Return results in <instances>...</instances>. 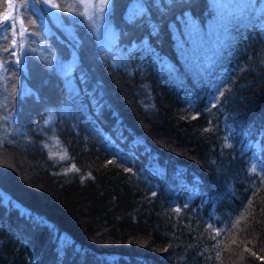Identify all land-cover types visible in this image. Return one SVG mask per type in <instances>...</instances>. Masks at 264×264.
<instances>
[{"label": "trees", "instance_id": "obj_1", "mask_svg": "<svg viewBox=\"0 0 264 264\" xmlns=\"http://www.w3.org/2000/svg\"><path fill=\"white\" fill-rule=\"evenodd\" d=\"M23 3L35 58L10 86L0 70V264H264L261 24L238 19L192 68L174 29L207 0H112L108 43L79 0Z\"/></svg>", "mask_w": 264, "mask_h": 264}, {"label": "rangeland", "instance_id": "obj_2", "mask_svg": "<svg viewBox=\"0 0 264 264\" xmlns=\"http://www.w3.org/2000/svg\"><path fill=\"white\" fill-rule=\"evenodd\" d=\"M209 15L203 25H200L186 14V19L180 22L178 29H174V45L178 56L185 66L198 68L210 61L222 41L228 36L227 29L236 21H258L264 32V0H207ZM84 17L90 23L96 38L108 43L112 39V26L105 21L101 11L105 6L101 0H79ZM47 6V5H46ZM11 4L7 0V13L12 15ZM260 14L262 16H260ZM257 16V18H256ZM263 17V18H261ZM263 25V26H262ZM64 70L70 66V59L63 60ZM251 151L256 152L255 141H242Z\"/></svg>", "mask_w": 264, "mask_h": 264}, {"label": "snow or ice", "instance_id": "obj_3", "mask_svg": "<svg viewBox=\"0 0 264 264\" xmlns=\"http://www.w3.org/2000/svg\"><path fill=\"white\" fill-rule=\"evenodd\" d=\"M8 3L11 4V0H8ZM39 3H43L45 5H48L50 8H58L59 5H57L56 3H53V0H24V3L21 5L22 9H27L28 6L30 4H39ZM101 3L105 6L103 9H101V11H106L108 7L111 6L112 4V0H101ZM153 3L155 4V0H153ZM156 5V4H155ZM147 9H144V12L138 16L135 17L134 19L129 20V23H135L136 20L140 19L144 14H146ZM25 19L26 18H21V16L13 14V15H9L7 13V10H5L4 13H0V37L3 38V40H7L8 36L6 35V33L11 30V48L8 47H2L0 48V70H2L5 80H6V86H10L11 84V73L15 72L17 70H22L25 73L28 72V62L31 59L35 58V50L31 47H26L25 44L23 43V37L26 35V33L29 35V37L31 38L32 36L35 35L34 32L32 33H28V28L25 26ZM19 22L20 24V29L17 28V23ZM34 23V21L32 22ZM23 29V30H21ZM153 32H158V29H153ZM19 36L21 38L20 44H19V48L20 51L19 53H17L16 48H17V40L16 37ZM140 43L142 44L143 41H140ZM125 51H127V49H125ZM140 51L139 45H137L135 42H133V44L131 45V52H128V57L131 60V58ZM2 53H8L7 57H4L2 55ZM150 55H155L154 52L150 53ZM54 61L53 63L49 66L50 70L52 71H56V66L57 63L60 62L61 65L65 64V62L62 61V58L59 56L58 52L54 51ZM157 60L159 62L160 65H163L164 62V58L162 57H157ZM114 67L116 65H113ZM169 75L171 73H168ZM66 77H62V80H65ZM68 78L72 79V76L69 75ZM84 74L81 73V79H84ZM66 90V89H65ZM217 91H219L220 96L224 95L223 91H220L219 89H216ZM29 96H35L36 94L33 93L31 90H28V92L26 93ZM37 99H39V97H36ZM216 97L213 96L210 100V103L212 102V100H215ZM215 103H212V107H215ZM45 123H47V121H45ZM21 134H23L21 132ZM109 163H111V161H109ZM125 171H131L130 168H125ZM153 196L156 195L155 192L152 193ZM185 207H187V204H185ZM177 212L180 211V208L176 209ZM217 255H219V253H217Z\"/></svg>", "mask_w": 264, "mask_h": 264}]
</instances>
